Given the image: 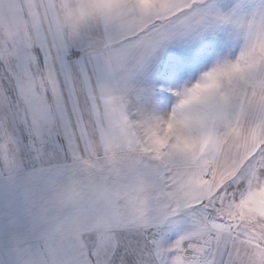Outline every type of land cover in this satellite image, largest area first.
<instances>
[{
	"label": "snow or ice",
	"instance_id": "6c2138e0",
	"mask_svg": "<svg viewBox=\"0 0 264 264\" xmlns=\"http://www.w3.org/2000/svg\"><path fill=\"white\" fill-rule=\"evenodd\" d=\"M0 264H264V0H0Z\"/></svg>",
	"mask_w": 264,
	"mask_h": 264
}]
</instances>
